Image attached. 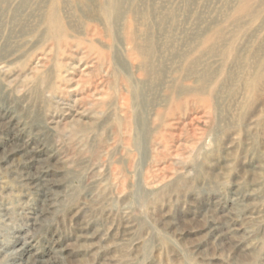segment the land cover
<instances>
[{
    "label": "rangeland",
    "instance_id": "1",
    "mask_svg": "<svg viewBox=\"0 0 264 264\" xmlns=\"http://www.w3.org/2000/svg\"><path fill=\"white\" fill-rule=\"evenodd\" d=\"M12 229L0 264H264V0H0Z\"/></svg>",
    "mask_w": 264,
    "mask_h": 264
},
{
    "label": "bare ground",
    "instance_id": "2",
    "mask_svg": "<svg viewBox=\"0 0 264 264\" xmlns=\"http://www.w3.org/2000/svg\"><path fill=\"white\" fill-rule=\"evenodd\" d=\"M1 59H2V58H1ZM49 78H50V77H49ZM40 79H41V78H40ZM50 79H51V78H50ZM35 80H37V79H35ZM47 85H48V84H47ZM50 85L52 86V83H51ZM50 85H49V86H50ZM49 88H50V87H49ZM9 138H10V137H9ZM11 139H12V138H11ZM12 141H13V140H12ZM10 142H11V141H10ZM6 143H7V142H6ZM11 143L14 144L13 142H11ZM10 146H11V145H10ZM4 147H5V146H4ZM13 147H14V146H13ZM13 147H12V148H13ZM14 148H15V147H14ZM5 149H7V148L5 147ZM9 150H11V148H9ZM6 151H7V150H6ZM21 152H22V151H21ZM17 155H18V154H17ZM2 156H3V155H2ZM1 158H4V157H1ZM7 158H8V157H7ZM14 159H15V158H14ZM9 160H10V159H9ZM5 161H6V159H5ZM8 162H9V161H8ZM6 163H7V162H6ZM1 164H2V163H1ZM25 172H26V171H25ZM45 172H46V171H45ZM30 173H31V172H30ZM36 173H37V172H36ZM31 175H32V174H31ZM34 175H36V174H34ZM42 176H43V175H42ZM22 177H23V175H22ZM26 177H27V176H26ZM24 178H25V177H24ZM39 178H40V177H39ZM40 179H41V178H40ZM40 179H39V180H40ZM41 180H42V179H41ZM25 181H26V180H25ZM30 181H31V180H30ZM43 181H44V180H43ZM50 181H51V180H50ZM51 182H52V181H51ZM54 182H55V181H54ZM41 184H43V183L41 182ZM50 184H51V183H50ZM38 186H40V185H38ZM42 186H43V185H42ZM36 187H37V186H36ZM56 187H57V186H56ZM43 188H44V187H43ZM38 189H39V188H38ZM38 189H37V190H38ZM45 193H46V192H45ZM45 193H44V194H45ZM41 195H42V194H41ZM48 196H49V195H48ZM49 201H50V200H49ZM50 204H51V202H50ZM39 206H40V205H39ZM48 206H49V205H48ZM37 207H38V206H37ZM41 207H42V206H41ZM43 208H44V207H43ZM51 208H52V207H51ZM51 208H49V209H51ZM32 209H33V208H32ZM34 209H35V208H34ZM44 209H46V207H45ZM38 212H39V211H38ZM41 213H42V212H41ZM41 213H39V214H41ZM42 214L44 215V213H42ZM32 216H33V214H32ZM39 216H40V215H39ZM33 217H34V216H33ZM40 218H41V217H40ZM36 219H37V218H36ZM38 219H39V218H38ZM33 220H34V219H33ZM40 220H41V219H40ZM30 224H31V223H30ZM34 225H36V224H34ZM22 245H23V244H22ZM22 245H21V246H22ZM24 246H25V245H24ZM24 246H23V247H24ZM19 248H20V247H19ZM19 252H20V251H19ZM30 253H31V252H30ZM38 253H39V252H38ZM16 254H17V253H16ZM23 254H24V253H23ZM26 255H27V254H26ZM30 255H31V254H30ZM37 255H38V254H37ZM18 256H20V255H18ZM14 257H15V256H14ZM41 259H42V258H41ZM41 259H40V260H41ZM38 261H39V260H38ZM42 261H43L42 263H44V260H43V259H42ZM14 262H16V261H14ZM14 262H13V263H14ZM17 262H18V261H17ZM22 262H23V263H20V264H29V263H30V262L28 263V261L26 262V259H25L24 261H22ZM40 262H41V261H40ZM18 263H19V262H18ZM31 264H37V260H36L35 262H32V261H31ZM39 264H40V263H39Z\"/></svg>",
    "mask_w": 264,
    "mask_h": 264
},
{
    "label": "clouds",
    "instance_id": "3",
    "mask_svg": "<svg viewBox=\"0 0 264 264\" xmlns=\"http://www.w3.org/2000/svg\"><path fill=\"white\" fill-rule=\"evenodd\" d=\"M9 227H11V226H9ZM13 230L14 229H12L11 232L7 236H5L4 238H0V247L3 248V246L8 245L12 241V239H13ZM11 251H8V252H11ZM11 258H12V256L7 257V259L9 261L11 260Z\"/></svg>",
    "mask_w": 264,
    "mask_h": 264
}]
</instances>
